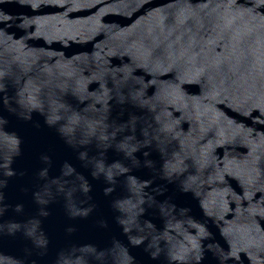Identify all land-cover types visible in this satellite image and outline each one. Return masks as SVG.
<instances>
[{"label": "water", "instance_id": "water-1", "mask_svg": "<svg viewBox=\"0 0 264 264\" xmlns=\"http://www.w3.org/2000/svg\"><path fill=\"white\" fill-rule=\"evenodd\" d=\"M0 264H264V0H0Z\"/></svg>", "mask_w": 264, "mask_h": 264}]
</instances>
